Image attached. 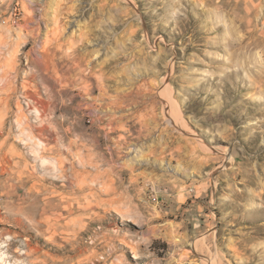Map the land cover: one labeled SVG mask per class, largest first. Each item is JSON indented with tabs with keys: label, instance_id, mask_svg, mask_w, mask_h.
I'll return each mask as SVG.
<instances>
[{
	"label": "rangeland",
	"instance_id": "374dc122",
	"mask_svg": "<svg viewBox=\"0 0 264 264\" xmlns=\"http://www.w3.org/2000/svg\"><path fill=\"white\" fill-rule=\"evenodd\" d=\"M0 264H264V0H0Z\"/></svg>",
	"mask_w": 264,
	"mask_h": 264
},
{
	"label": "bare ground",
	"instance_id": "6f19581e",
	"mask_svg": "<svg viewBox=\"0 0 264 264\" xmlns=\"http://www.w3.org/2000/svg\"><path fill=\"white\" fill-rule=\"evenodd\" d=\"M94 19H95V18H94ZM91 25H92V24H91ZM98 25H99V24H98ZM96 26H97V25H96ZM97 31H98V30H97ZM93 33H94V32H93ZM47 70H48V69H47ZM66 87H67V86H66ZM162 94H163L164 96L167 97V95H168V94H167V89L163 90ZM169 94H170V93H169ZM168 96H169V95H168ZM170 99H171V98H170ZM20 114H21V113H20ZM146 121H147V120H146ZM144 123H145V122H144ZM56 135H57V134H56ZM40 136L42 137V135H40ZM43 142H44V141H43ZM41 144H43V143H41ZM39 148H40V147H39ZM40 150H41V151H40L41 153H44V152H42V151H44V149L42 150V148H41ZM40 152H39V153H40ZM41 155H42V154H41ZM43 158H44V157H43ZM62 158H64V157H62ZM41 159H42V158H41ZM61 161H63V160H61ZM88 161H89V160H88ZM63 162H64V161H63ZM63 162H62V163H60V161L58 162L60 168L64 167L65 163H64V165H63ZM73 166H74V164H73ZM65 167H66V165H65ZM85 167H86V166H85ZM85 167H84V168H85ZM101 169H102V168H101ZM63 170H64V169H63ZM99 171H100V170H99ZM106 171H107V170H106ZM64 172H65V170H64ZM102 172H103V171H102ZM98 173H100V172H98ZM110 173H111V172H110ZM110 173H109V174H110ZM77 176H78V178H79V180H78V186H79V188L82 189V188L85 186V184H86V182L83 181L84 178H85V177H84L85 175L80 174V173L78 172V173H77ZM102 176H103V173H100L99 177H102ZM105 176H106V173H105ZM87 178H88V177H86V179H87ZM87 180H88V179H87ZM105 185H107V184H105ZM102 186H103V185H102ZM110 186H111V185H110ZM89 187H90V185H89ZM90 189H91V188H90ZM92 189H93V188H92ZM105 189H106L107 192H110V190H111V189L109 190L108 187H107V188L105 187ZM79 191H80V190H79ZM113 200H114V199H113ZM108 202H109V203H112V201H110V200H109ZM102 203L105 204L106 202H105V201H102ZM113 203H115V202H113ZM111 205H112V204H111ZM111 205H110V206H111Z\"/></svg>",
	"mask_w": 264,
	"mask_h": 264
}]
</instances>
